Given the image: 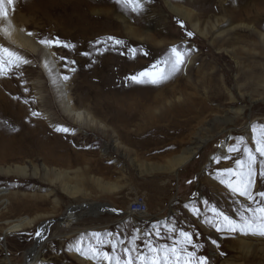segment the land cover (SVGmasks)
<instances>
[{
    "label": "rangeland",
    "instance_id": "rangeland-1",
    "mask_svg": "<svg viewBox=\"0 0 264 264\" xmlns=\"http://www.w3.org/2000/svg\"><path fill=\"white\" fill-rule=\"evenodd\" d=\"M100 1L14 0V11L5 5L38 50L10 41L0 25V46L28 61L0 75V258L21 264L45 224L43 264H109L81 254L90 247L122 260L125 248L135 249V260L150 255L149 246L182 247L181 231L197 245L187 250L206 264H264V237L206 223L212 208L239 221L256 206L218 174L235 181L242 167L236 161L247 159L245 147L255 151L264 131V15L259 23L237 17L227 28V13L240 10L239 0H147L139 13L116 0ZM195 17L204 35L192 26ZM236 34L240 40L232 41ZM41 39L62 43L45 47ZM175 45L187 56L170 79L156 85L128 79ZM45 48L54 73L43 64ZM59 80L86 121L64 111ZM180 155L189 159L176 168ZM260 160L257 154L256 201L264 200L256 195L264 192ZM136 194L144 196L148 219L103 210L83 215L89 202L126 211ZM14 220L28 225L13 231Z\"/></svg>",
    "mask_w": 264,
    "mask_h": 264
},
{
    "label": "snow or ice",
    "instance_id": "snow-or-ice-1",
    "mask_svg": "<svg viewBox=\"0 0 264 264\" xmlns=\"http://www.w3.org/2000/svg\"><path fill=\"white\" fill-rule=\"evenodd\" d=\"M147 0H116L117 4H120L122 7L129 9L131 12L139 13L144 10V5ZM5 5H10L14 11V0H0V17L7 18L8 11ZM8 35L7 32H5ZM32 35V33H28ZM188 36H192L193 33L188 32ZM109 40H113L115 44L123 43L120 40H114L112 37H108ZM39 43L45 47L60 46L62 42L59 40H49L41 39ZM63 47H71V45L63 44ZM134 53L133 49L129 50ZM0 75H6L10 70L11 66H19L21 63H28L22 57L17 55L15 52L10 51L8 48L0 46ZM187 56L186 51L178 49L176 46L171 47L169 54L162 60L157 61L152 64L150 67L145 68L140 71L138 74L129 77L128 79L132 80L135 83L139 84H160L164 81L170 79L175 73H177L180 68L184 65L185 59ZM63 59V58H62ZM163 64L164 67L160 65ZM47 67V65H45ZM75 71V69H72ZM64 80H68V76L63 77ZM33 115H38L33 113ZM57 131L67 132L69 129L60 128L56 129ZM255 151L249 149L248 147L244 148V152L247 154V159L244 161L237 160V165H241V170L235 173L236 180H224L222 177L221 183L227 184L229 189L233 193H238L240 196L246 197L249 201H252L255 204V207H248L246 209L248 215H245L244 212L240 213L239 221L230 218L225 215L223 212L217 211V209L212 208L211 211L214 213L213 218L207 219L206 223L212 224L217 231L226 229L229 233L239 231L242 234L248 235H259L264 237V200L256 201L252 192V187L255 183V177L257 171L255 165L257 164V154L260 157H264V131L261 132L260 136L255 140ZM229 151H236L235 148H230ZM229 175L233 174L232 169H226ZM259 176L261 179H264V160L259 161ZM261 198H264V192L256 193ZM195 211V210H194ZM37 236L40 235L39 232L36 233ZM180 245L182 247L177 248L175 246L168 247L167 245L161 246L159 248L149 246L150 255L137 254L135 260L133 259L131 252L135 249H124L125 256L127 259H123L119 256L112 257L107 252L100 253L96 248L90 247L88 251L82 252V255H89L91 253L92 258L96 259L102 256L105 260L109 261V264H112V261H115V264H206L204 257H199L196 259L195 252L188 251L187 245H192L193 248L197 245L193 244L192 235L189 232H180ZM113 248L115 245L113 244ZM77 251H81L77 248ZM175 258V259H173Z\"/></svg>",
    "mask_w": 264,
    "mask_h": 264
},
{
    "label": "bare ground",
    "instance_id": "bare-ground-1",
    "mask_svg": "<svg viewBox=\"0 0 264 264\" xmlns=\"http://www.w3.org/2000/svg\"><path fill=\"white\" fill-rule=\"evenodd\" d=\"M86 1V0H85ZM100 1V0H99ZM110 1V0H109ZM240 1V5H241V8H240V10L239 11H237L236 12V9H234V8H231L230 9V13H232V14H230V13H227L228 14V16H229V18L226 20V25H228L227 26V28H231V27H233V22H232V19H233V21H234V19L235 18H237V17H239V18H245V17H250V16H252L253 17V20H257V22L259 23L262 19V16L264 15V0H239ZM101 2V1H100ZM208 2V1H207ZM233 2H234V0H233ZM232 2V3H233ZM43 3V2H42ZM58 3V2H57ZM78 3V2H77ZM76 3V4H77ZM99 3V2H98ZM99 4H104L105 5V3H99ZM30 5V4H29ZM101 5V6H102ZM200 5H202V4H200ZM208 5V4H207ZM77 6V5H76ZM206 6V5H205ZM60 7V6H59ZM95 7H96V5H95ZM112 7V6H111ZM210 7V6H209ZM232 7V6H231ZM236 7V6H235ZM173 9H177L176 7L174 8V7H172ZM78 9V8H77ZM98 9V8H97ZM98 10H100V11H102L101 10V7L98 9ZM186 11V10H185ZM42 15V14H41ZM224 15V14H223ZM43 17V16H42ZM185 17H187L188 18V14H186L185 15ZM22 19V18H21ZM72 19V18H71ZM83 19V18H82ZM194 21H192V20H190L191 22H192V26L199 32V33H201V34H205V30H202L201 28H199V23L196 21V20H198V18L197 17H195V18H192ZM73 22V21H72ZM239 24H242V23H239ZM0 25H1V31H3V33L5 34V32H7L8 33V35H6L5 34V36L7 37V39H9L10 41H12V42H14V43H16L17 45H19L20 47H22V48H28V49H30V50H33V51H37L38 50V46H36L35 45V42H33L30 38H29V36L24 32V31H22L21 29H19V28H17L16 27V25L14 24V22L12 21V19L11 18H1V20H0ZM81 25V24H80ZM19 26V25H18ZM214 26H216L215 24H214ZM213 27V26H212ZM219 28L217 27V30H218ZM86 31V30H85ZM133 33H135L134 31H132ZM145 36H146V34H144ZM260 35H262L261 33H260ZM70 36H71V34H70ZM35 37V36H34ZM235 38L232 40V41H236V40H240V38H241V36H239L238 34H236V36H234ZM145 38H147V40H150V41H152V42H155V41H157V40H154V39H151V38H148V37H145ZM264 41V40H263ZM214 42H215V40L213 39V41H212V43L214 44ZM231 42V41H230ZM240 42V41H239ZM37 43V42H36ZM164 43V42H163ZM215 43H217V42H215ZM232 43V42H231ZM234 43V42H233ZM132 44V43H131ZM134 44V43H133ZM179 45V44H178ZM261 45L263 46L264 45V43H261ZM41 46V45H40ZM154 46H156V45H154ZM168 46V45H167ZM176 46V45H175ZM227 46V45H226ZM173 47V46H172ZM180 47V46H179ZM178 47V48H179ZM183 48V47H182ZM168 49V48H167ZM180 49V48H179ZM170 50V49H169ZM165 51V50H164ZM27 53V52H26ZM98 53V52H97ZM165 53V52H164ZM158 54V53H157ZM167 54V53H166ZM91 55V54H90ZM95 56V55H94ZM98 56V55H97ZM96 56V57H97ZM100 56V55H99ZM89 57V56H88ZM95 58V57H94ZM98 58H100V57H98ZM92 59V58H91ZM97 59V58H96ZM112 59H114V56L112 57ZM42 61H43V64L44 65H47V68L49 69V70H51L52 69V67H54L55 66V63H54V61H53V59H52V53L51 52H49V50L47 49V48H45V50H43V55H42ZM117 61H115V63H116ZM113 65V64H112ZM110 67V66H109ZM118 67V66H117ZM123 68H124V66H123ZM131 68V67H130ZM54 70H55V68H53ZM130 70V69H129ZM136 70V69H135ZM52 71V70H51ZM53 73H54V71H52ZM51 73V72H50ZM57 78V77H56ZM178 78V77H177ZM57 84H58V82H56ZM59 86H58V91H57V94H58V97H59V99H60V101H61V103H62V107H63V109H64V111L66 112V113H68L69 115H73L74 116V118L75 119H77V121L79 120V121H86V118H89L88 117V115H86L85 114V112L84 111H82V110H77V109H75L74 107H73V103H71V101H70V98H69V95H68V93H67V90L65 89V86H64V84L62 83V81L61 80H59ZM176 84V83H175ZM182 85V84H181ZM177 86V85H176ZM180 87V86H179ZM67 88V87H66ZM177 89V88H176ZM160 90V89H159ZM180 91V90H179ZM169 92V91H168ZM161 93V92H160ZM174 93V92H173ZM173 93H172V95H173ZM165 94V93H164ZM153 95H156V94H153ZM174 95H176V94H174ZM158 96H159V94H158ZM155 97V96H154ZM157 97V96H156ZM161 97V96H160ZM164 97V96H163ZM148 98V97H147ZM160 99V98H159ZM164 99V98H163ZM156 100V99H155ZM170 101V100H169ZM155 102V101H154ZM165 102V101H164ZM171 102V101H170ZM160 104H161V102H159ZM159 103H158V105H159ZM167 103V102H166ZM181 105V104H180ZM185 107V106H184ZM187 107V106H186ZM228 117H230V115L228 116ZM229 129H231V128H229ZM228 131V128H224L223 127V129H222V131ZM188 152V151H187ZM194 152V151H193ZM193 155V153L192 152H190V154H189V157H191V156ZM189 157H187V156H183V155H180V156H177V158H176V162L178 161V163L176 164V163H173V164H175L176 165V168H177V166L179 165V166H182L183 164H185L186 163V161H188V159H189ZM25 168L24 167H22V166H20V170L22 171V172H25V170H24ZM97 204H100V203H97ZM97 204L96 203H90L89 202V204H87V205H85L84 204V206H89V212H84V216H86V215H90V214H92V215H98V213L97 212H99L100 210H102V206H101V204H100V207L98 208L97 207ZM18 205V204H17ZM20 205V204H19ZM103 205V204H102ZM79 209H82V207L81 208H79ZM73 211H75V209L73 208V209H71V212L70 211H67L68 213H67V216H72L71 215V213L73 212ZM94 211H96V212H94ZM4 215V214H3ZM32 220V219H31ZM147 220V219H146ZM12 221V220H11ZM14 221H15V223H14ZM13 221V224L12 223H10V224H12L11 225V228H13V231L14 230H21L22 228H25L24 226H26V225H28L27 223L28 222H26V221H24V222H22V223H20V221H16V220H14ZM26 224V225H25ZM44 224V223H43ZM9 227V226H8ZM4 228V227H3ZM46 230H47V228H46V225L44 224V225H40L39 227H38V232L40 233V235L39 236H35L34 237V240H33V243L24 251V254H23V259H24V261L21 263V264H43L42 262H43V258H41V247H40V241L42 240V238L44 237V235L46 234ZM10 232V231H9ZM6 244V243H5ZM43 245V244H42ZM8 257V256H7ZM17 258V257H16ZM0 264H12V262H11V260H10V258H0Z\"/></svg>",
    "mask_w": 264,
    "mask_h": 264
},
{
    "label": "built area",
    "instance_id": "built-area-1",
    "mask_svg": "<svg viewBox=\"0 0 264 264\" xmlns=\"http://www.w3.org/2000/svg\"><path fill=\"white\" fill-rule=\"evenodd\" d=\"M127 216L135 218H149L147 204L143 195L136 194L129 202ZM147 213V214H146ZM148 215V216H147Z\"/></svg>",
    "mask_w": 264,
    "mask_h": 264
},
{
    "label": "water",
    "instance_id": "water-1",
    "mask_svg": "<svg viewBox=\"0 0 264 264\" xmlns=\"http://www.w3.org/2000/svg\"><path fill=\"white\" fill-rule=\"evenodd\" d=\"M84 204V203H83ZM82 205V204H81ZM87 205V203L85 204ZM98 205V208L100 207V204H97ZM102 207V210L105 211V212H109V213H112V214H116V215H119V216H124V214L126 213V211H121V210H118V209H114L111 205L109 204H103L101 205ZM74 206H71L69 209L73 208ZM68 209V210H69ZM170 216V214L168 213L166 215V218H168ZM160 220V218L158 219ZM45 223V222H44Z\"/></svg>",
    "mask_w": 264,
    "mask_h": 264
},
{
    "label": "clouds",
    "instance_id": "clouds-1",
    "mask_svg": "<svg viewBox=\"0 0 264 264\" xmlns=\"http://www.w3.org/2000/svg\"><path fill=\"white\" fill-rule=\"evenodd\" d=\"M127 213V212H126Z\"/></svg>",
    "mask_w": 264,
    "mask_h": 264
}]
</instances>
